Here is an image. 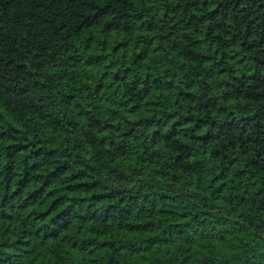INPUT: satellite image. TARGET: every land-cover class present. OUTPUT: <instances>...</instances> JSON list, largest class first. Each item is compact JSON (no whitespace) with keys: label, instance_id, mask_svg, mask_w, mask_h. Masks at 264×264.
<instances>
[{"label":"trees","instance_id":"16d2710c","mask_svg":"<svg viewBox=\"0 0 264 264\" xmlns=\"http://www.w3.org/2000/svg\"><path fill=\"white\" fill-rule=\"evenodd\" d=\"M0 264H264V0H0Z\"/></svg>","mask_w":264,"mask_h":264}]
</instances>
